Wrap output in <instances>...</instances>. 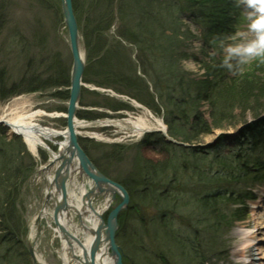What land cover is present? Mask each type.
Masks as SVG:
<instances>
[{
	"label": "rangeland",
	"instance_id": "374dc122",
	"mask_svg": "<svg viewBox=\"0 0 264 264\" xmlns=\"http://www.w3.org/2000/svg\"><path fill=\"white\" fill-rule=\"evenodd\" d=\"M73 2L75 8V0ZM78 2L85 6L84 12L90 17L89 28L97 25L98 30H100L99 36L103 41L108 42L107 45L114 47L119 42L124 43L128 48L127 50L132 53V58H136L134 46L125 42L124 38L120 36V31L124 30L129 19H132L130 13V9H134L131 4L132 0H113V3L109 6L110 8L107 0H78ZM236 3V7L231 6L230 25L223 28V33L219 36L221 38L215 41H211L213 36L208 35V27L203 23L200 24L198 19L191 16L189 12L181 13L179 16L181 20H176L177 23L182 21V25L188 23L192 30L191 33L199 35L194 41H187V50L191 55H187L180 61V66L191 74L190 77L196 80L203 77L204 72L207 71L205 67L209 64L212 66L211 69L214 70L213 59L221 61L228 67L230 66V74L234 77L239 72H251L254 68L252 64L257 61V57L264 56V4L260 3L259 0H237ZM95 8H99V10ZM155 8L149 9L148 7V11L158 13L157 6ZM110 11L113 14L112 17L108 18L104 14ZM136 12H139V10ZM64 13L60 0H0V16L5 15L3 27L0 29L1 118L8 119L19 114L42 110L44 113L36 116V123L58 131H69L71 91L69 98H58L55 93H59L60 90L56 88L47 89L41 87V84L35 86L29 84L36 75L41 79H50L54 75L59 77V67L63 68V66L70 65L73 71L74 57L71 36ZM166 13L170 19V12L166 11ZM110 22L112 24L109 26ZM201 35H204L207 41ZM87 40L86 32L80 33V45L86 57V64L89 62V56L95 54L93 52L90 55ZM109 46L106 48H109ZM179 53L182 54L181 51ZM234 61L242 65L237 71L233 70V65H236V63H233ZM50 67L51 69L56 67V70L52 73L49 70ZM219 69H221L220 66ZM248 74L250 75L249 72ZM142 75L144 76L138 70V76ZM242 83L243 80H241ZM85 84L86 86H84V83L82 86L79 99L80 105L77 112L79 118L89 121V124L87 128L83 129V131L85 130L84 137L80 139L79 143L99 169H102L112 178H119L125 182L124 187L130 195L127 210L133 199H136L141 192H143L142 196H154V192L151 191L155 187L147 184H152L159 179V187L162 186L164 192L166 188L170 187V183L167 182L169 178L172 177L171 182H173L175 176L181 175L183 177L182 182L187 185L186 190L194 195V199H191L192 202H186V197L184 198L185 201L183 202L186 203H182L184 206L181 212L174 214L176 220L167 219L166 222L174 224L173 228L176 235L193 240V247L190 246L189 248L179 245V241L178 243L172 241L165 234L163 227L160 231L155 232L154 227L150 225L151 218L154 215L150 209L156 208V203L154 200L147 199L144 200V202H147V210L139 213L145 221V230L149 233V237L145 239L144 251L139 252L135 237L130 235L126 237L124 249L119 240V235L124 227L123 223L125 222L128 226L126 230L128 233L131 228L135 229L137 233L140 232L138 223L142 224L133 214H130V219L128 215L125 216L126 208L120 212L117 241L124 251L123 264H196L197 254L199 253L203 256L204 264H246L249 258L243 257L240 250L241 245L248 240L249 234L253 235L252 244L260 247L259 250L254 248L253 264H264V239L259 241V239L264 238V228L258 230L256 234L252 233L256 230L252 227L255 218L259 219L262 224L264 222V180H262V177L259 178L260 175L256 169L250 166L248 174L245 175L246 181H232L229 184L221 183L230 186L239 195L233 194L229 200L219 201L218 205H215L213 209H209L197 198V193L200 194V186L198 185V187L197 184L194 186L191 181L185 180L186 177H191V171L187 174L186 172L178 173L165 163L166 158H169L168 163H170L175 154L180 155V148H177L175 143L165 145L162 143L163 141L157 143V140L150 139L130 151H127L128 147L125 146L127 150L122 151L111 146L107 141L94 139V135H92V133H98L106 139L118 140L119 143H135L133 142L136 140L135 137H129L127 133L119 128L105 126L101 123V120L120 119L123 116H125L124 119L147 117L150 120H153V118L162 119L166 123L164 117L154 107L140 102L137 98L125 92L103 88L95 83L86 82ZM148 85L151 91L156 90L155 85L150 84V82H148ZM93 90L99 91L100 95L89 92ZM156 92L158 91L156 90ZM250 98L248 101L250 106L245 104L236 105L233 106L234 108L228 109L227 115L231 114L230 116H232L229 121L236 122L243 113H249V108L257 100L254 97ZM92 102L100 104L95 106L92 105ZM120 104H123V106ZM116 105L123 108L116 111ZM241 106L245 107L244 112L241 110ZM200 111L208 125L213 123L209 115V106L206 103H202ZM1 120L3 121V118ZM224 124L228 123L224 122ZM242 126L243 124H240L238 128L215 129L214 133L204 138L201 147L219 143L224 139L221 152L228 153L229 150L235 149L236 137H238L240 129L243 128ZM184 127L186 126L184 125ZM0 128L6 130L8 127L0 124ZM3 129L0 130V136H7V139L4 137L6 141L3 143L5 144L0 145V162L6 160L7 163H11L16 167L23 163V167L26 166V169L21 174L23 177L27 176L23 187L19 188L21 190L13 186H11L12 189H9L10 194L8 196L13 198V204L11 205L9 202L7 207V222L10 225L5 240L15 235L18 240V250L24 254L21 263L40 264L39 257L41 256L44 260L43 264H61V259L54 255L58 247L51 249L49 245L50 240L54 241L53 238H48L50 232H46L47 238L42 237V243L41 245L38 244L37 248L36 245L32 244L30 237V230L38 220L43 202L47 196V188L50 185L49 181L40 176L52 162L54 154L47 147H40L39 151L36 152L28 149L24 153L20 150L17 151L12 144L7 146V143H12L9 140H12L13 137L8 132L4 133ZM155 134L150 137L152 138ZM57 140H60L59 142L65 141L62 136ZM54 146L55 152L61 150V146ZM174 150H176V153H174ZM215 154L217 153H211L210 157L214 158ZM196 159L192 158V161L196 162ZM148 160L156 164L157 168H160L163 164L166 165L164 171L168 173L161 174L156 180L151 176L146 177L143 170H146L145 163ZM4 172L7 173L5 170L2 171L3 174ZM131 176L135 181L131 180ZM128 179H130V183ZM248 182L253 184L251 190L254 193L249 192ZM126 183H129V185ZM244 197L245 202H242L241 200ZM138 201L144 206L142 199H138ZM237 210L240 215L245 213L244 219H238L235 214ZM190 226L194 230L197 229L196 235L187 232L186 229ZM164 235L168 237V240ZM45 247H47V250H44ZM143 252L146 258L140 254ZM161 254L164 255V259ZM1 255H5V250L0 247ZM132 256L137 261H134ZM4 261L6 262L4 264H10L9 262L12 260L9 257L8 260L5 259Z\"/></svg>",
	"mask_w": 264,
	"mask_h": 264
},
{
	"label": "trees",
	"instance_id": "16d2710c",
	"mask_svg": "<svg viewBox=\"0 0 264 264\" xmlns=\"http://www.w3.org/2000/svg\"><path fill=\"white\" fill-rule=\"evenodd\" d=\"M107 1H109V7L113 0ZM145 3L146 5H144ZM131 4L134 8L130 9L132 19H129L125 29L120 31V36L124 38L125 42L134 46L136 50L135 59L132 58V53L127 50L128 48L124 43L119 42L114 47L109 46L106 40L103 41L100 38V30H98L97 25L89 28L91 22L90 17L84 12L85 6L75 0V11L82 32L87 34L90 55L95 52V54L89 56L84 79L88 83H95L103 88L125 92L137 98L140 102L154 107L164 117L170 135L177 140L190 144L189 147L177 145V148H180V155L175 154L170 163H168L169 158H166L165 163L178 173L186 172L187 174L191 171V177H184L185 180L191 181L194 186L196 184L200 186H198L200 194L197 193V198L206 207L213 209L215 205L219 204V201L229 200L233 194L239 195L230 186L221 183L229 184L232 181H244L250 166L255 168L258 174L264 173V56H258L257 61H254L252 64L253 70L248 71L250 75L244 71L232 77L225 72H221L220 69L216 68V65L215 69L212 70V66L209 64L205 67L207 71L204 72L203 77L196 80L190 77L191 74L182 69L180 61L187 55H191L187 50L186 43L187 41L192 42L197 36L192 34L187 26L182 25V21L177 23L176 20L180 19L181 13L189 12L191 16L208 27V35L213 36L211 41H215L221 38L219 36L223 33V28L230 25L231 0H132ZM156 6L158 13L148 11L150 8L156 9ZM95 9L99 10V8ZM137 10L139 12H136ZM166 11L170 12V19L167 17ZM108 13H111V11ZM108 13L106 12L104 15L108 18L112 17L113 12ZM4 18L5 15L0 16V29L3 27ZM85 23L86 25H84ZM111 24L110 22L109 26ZM108 46L109 48H106ZM233 63H236V65L234 66ZM233 63V70L235 71L242 66L237 61ZM55 68L51 69L50 67V72L53 73L56 70ZM229 68L230 66L227 67V69ZM138 70L144 76H138ZM59 71V77L54 75L50 79H41L36 75L29 84L31 86L41 84V87L47 89L56 88L60 90L59 93H55L56 97L69 98L72 68L70 65H66L63 68L59 67ZM241 80H243L242 84ZM148 82L155 85L158 92L156 90L151 91ZM89 92L97 94L99 91ZM98 94L100 95V93ZM250 97L257 100H254L255 103L249 108V113H243L236 122L229 121L232 116H230L231 114L227 115L228 109L234 108L233 106L236 105L245 104L250 106L248 104ZM202 103L209 106V115L213 122L209 125L200 111ZM99 104L98 102H92V105L95 106ZM116 107V111L123 108H119L117 105ZM241 110L244 112L246 109L241 106ZM250 118L257 121L248 124L247 121ZM224 122L228 124H224ZM240 124H243L244 129L242 131H244V135L241 136L243 140H239L236 144L239 148L238 152L222 153L221 149L224 142L210 147L200 146V144H203L204 138L214 133L215 129L238 128ZM246 136L249 140L246 139ZM4 137L0 136V145L5 144L3 142L6 141L7 136L6 139ZM9 141L12 143H7V146L12 144L15 150H20L22 153L28 151L21 138L14 137ZM125 146L128 147V150ZM114 147L118 150L123 151L126 149L130 151L136 146L115 145ZM213 152L217 153L214 158L210 157ZM174 153H176V150H174ZM192 158H197L196 162H193ZM145 164L147 168L143 170V174L146 177L151 176L156 180L166 172L164 171L166 167L164 164L160 168H157V165L149 160ZM23 165L21 163L19 167H16L11 163H7L6 160L0 162V167L2 166L0 169V243H2L0 247L5 250V255L0 256V264L6 263L4 260H8L9 257L12 260L9 262L10 264H24L21 263L24 254L18 250V240L15 235L5 240L10 225L7 222V207L9 202L11 205L13 204V198L8 196L10 194L9 189H12L11 186L18 190L23 187L27 178V176L23 177L21 174L26 169V166L23 167ZM4 170L7 171V173L4 172L5 175L2 173ZM132 178L131 176V180H134ZM116 179L125 186V182L119 178ZM182 179L183 177L178 175L171 182L172 177H170L167 181L170 183V187L166 188L164 192L163 187H159L158 184L160 179L156 180L152 184H147L155 187L151 191L154 192V196H142L143 192H141L136 199H133L125 216L128 215L130 219V214H133L136 219L141 221L142 225L138 223L141 231L137 233L135 229L131 228L128 233L126 231L128 226L125 222L123 223L124 227L119 235V240L124 249L126 237L130 235L135 237L139 252L144 251L145 239L149 237V233L145 230V221L139 213L147 210V202H144L147 199L154 200L156 203V208H148L154 214L150 225L154 227L155 232L160 231L163 227L165 234L172 241L176 243L179 241V245L184 248L193 247L192 239L179 237L173 228L174 224L166 223L167 219L176 220L174 217L181 212L184 204L192 202L191 199H194V195L186 190L187 185L182 182ZM128 181L130 183V179ZM129 183L126 184L129 185ZM185 197L187 201L183 202ZM138 199L143 200L144 206L140 204ZM235 214L238 219H244L245 217V213L240 215L238 210ZM191 227H187V232L196 235L197 229L194 230ZM164 236L168 240V237ZM140 254L146 258L144 252ZM161 256L164 259V255L161 254ZM132 258H134V261L136 260L135 257L132 256ZM196 264H204L203 256L200 253L197 254Z\"/></svg>",
	"mask_w": 264,
	"mask_h": 264
},
{
	"label": "water",
	"instance_id": "95a60500",
	"mask_svg": "<svg viewBox=\"0 0 264 264\" xmlns=\"http://www.w3.org/2000/svg\"><path fill=\"white\" fill-rule=\"evenodd\" d=\"M63 10L66 17V23L69 28L70 36H71V43H72V53L74 57V67L72 71V90H71V99H70V108H69V132L71 136L72 146L66 151L65 158L63 165L58 168L56 181L62 178L59 183V189L64 191V203H61L58 207V211L56 212V217L60 213L61 209L66 206L65 197H67L66 188H65V181L66 179L70 178V169L68 168L67 177L63 173L64 166H67L72 162L74 158H78L81 164V167L87 174L95 180L96 187L92 190L93 195L100 194V193H113V199L116 198L117 193H119L122 197V201L118 203L115 208L110 213L108 218L107 224L104 222L99 226L98 230L96 231V239L91 244L90 248L88 249L84 244H82L78 239L77 241L80 242V246L83 248L84 256L86 258L84 264H97L98 261V254L102 250V245L108 247V250H111L113 256H115L117 264H123V253L120 245L117 243V232L119 229V214L125 208H128V204L130 202V195L127 189L108 177L102 174L93 162L90 160L80 143L78 142V133L76 132L75 125H74V116L77 112L79 99L82 92V81L86 69V57L82 47L80 45V29L79 23L75 14L74 2L73 0H62ZM166 137L169 136L166 132H163ZM169 141L176 142L172 138H169ZM181 145H186L181 142H177ZM71 154L70 157L67 154ZM87 195V197H91ZM91 205V202H90ZM92 206V205H91ZM93 209V208H92ZM57 224L60 228L65 229L63 225L60 223L58 218H56ZM105 229V231H104ZM103 231L106 234L105 240L102 239Z\"/></svg>",
	"mask_w": 264,
	"mask_h": 264
},
{
	"label": "bare ground",
	"instance_id": "6f19581e",
	"mask_svg": "<svg viewBox=\"0 0 264 264\" xmlns=\"http://www.w3.org/2000/svg\"><path fill=\"white\" fill-rule=\"evenodd\" d=\"M83 83H84V86H86L85 84L86 81L84 77H83L82 84ZM41 113H44V111L38 110L35 112H30V113H23V114H19L16 117H12L8 119L2 117L3 121L1 120L2 118L0 117V124L6 125L5 122L9 123L10 124V128H9L10 134H12L13 132L23 133L31 149L37 150L40 143H39V138L36 134V131H34L33 126L37 125L35 122V118L37 115ZM101 123L105 126L115 127L117 129L119 128L122 131L131 130V134L134 136H141L146 130H150V129H156V130L159 129V130H164V131L166 129V123L162 119L153 118V120H150L147 117H137V118L131 117L123 121L106 119V120H101ZM74 124H79L85 127L87 126V124H89V122L80 120L77 114L74 116ZM60 132L62 133L63 137L68 138V141L66 143H62L61 150L59 152L53 153L54 155H53L52 162L47 166L44 173H42L40 176L42 178L44 177V179L49 182H52V179L54 178V173L56 172L57 168L60 165H62L64 162V158H65L64 155L66 151L72 146L70 132L68 131H60ZM44 133L47 136L51 134L53 136V139L55 138V135H56V131H54V129L53 130L49 129L47 131L45 130ZM92 135H96L99 138H102V135L98 133H92ZM78 142H79V138H78ZM67 156L70 157L71 154L69 153L67 154ZM50 186H51V183L48 187ZM47 215H49V213H47L45 216ZM90 220L93 222V226L86 224L88 232L89 230L91 231L86 236L88 237V240L90 242H93L94 239H96V231H97L98 226L100 225L99 223L100 220L98 219V217L94 215L90 216ZM46 223H47V219H44L42 222V225H45ZM252 227L256 229L255 231H252V233L256 234L258 233L257 232L258 230H260L261 228H264V222L262 224L261 221H259V219L257 220V218H255V221ZM40 230L41 229H40V225L38 221L33 224L30 230L31 241L33 245H36V248H37V245L40 243V240H39ZM61 230L62 232H65V229L62 228ZM252 239H253V235L249 234L248 240L245 241V243L241 245L242 247H241L240 252L242 253V256L245 258H249L246 264H253L254 248H256L257 250H259L260 248L256 244L255 245L252 244V241H251ZM262 239L264 238L259 239V241ZM66 258L68 259L69 257H66ZM39 263L40 264L44 263V260L41 258V256L39 257ZM98 264H117L115 256L112 255L111 250H108V247L105 245H103V251L100 254V260L98 261Z\"/></svg>",
	"mask_w": 264,
	"mask_h": 264
},
{
	"label": "snow or ice",
	"instance_id": "6c2138e0",
	"mask_svg": "<svg viewBox=\"0 0 264 264\" xmlns=\"http://www.w3.org/2000/svg\"><path fill=\"white\" fill-rule=\"evenodd\" d=\"M260 3L264 4V0H259Z\"/></svg>",
	"mask_w": 264,
	"mask_h": 264
}]
</instances>
